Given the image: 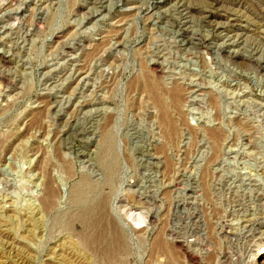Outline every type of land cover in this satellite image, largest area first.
Wrapping results in <instances>:
<instances>
[{
	"label": "rangeland",
	"instance_id": "374dc122",
	"mask_svg": "<svg viewBox=\"0 0 264 264\" xmlns=\"http://www.w3.org/2000/svg\"><path fill=\"white\" fill-rule=\"evenodd\" d=\"M264 0H0V264H259Z\"/></svg>",
	"mask_w": 264,
	"mask_h": 264
},
{
	"label": "bare ground",
	"instance_id": "6f19581e",
	"mask_svg": "<svg viewBox=\"0 0 264 264\" xmlns=\"http://www.w3.org/2000/svg\"><path fill=\"white\" fill-rule=\"evenodd\" d=\"M259 264H264V259L259 262Z\"/></svg>",
	"mask_w": 264,
	"mask_h": 264
}]
</instances>
